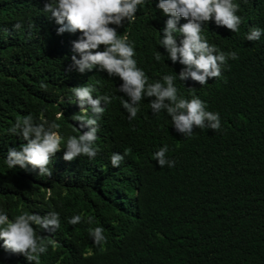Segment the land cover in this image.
<instances>
[{
  "label": "trees",
  "instance_id": "obj_1",
  "mask_svg": "<svg viewBox=\"0 0 264 264\" xmlns=\"http://www.w3.org/2000/svg\"><path fill=\"white\" fill-rule=\"evenodd\" d=\"M0 264H264V0H0Z\"/></svg>",
  "mask_w": 264,
  "mask_h": 264
},
{
  "label": "clouds",
  "instance_id": "obj_2",
  "mask_svg": "<svg viewBox=\"0 0 264 264\" xmlns=\"http://www.w3.org/2000/svg\"><path fill=\"white\" fill-rule=\"evenodd\" d=\"M84 5L88 6L87 3H83ZM45 18V17H44ZM46 19V18H45ZM52 27V31L54 32L55 36L59 38L60 43L65 47L69 48L72 46L74 39L79 40L83 38L87 33H89L90 30V24H86L81 18L78 17H67L62 16L59 10H55V16L52 20L46 19ZM56 138V134H51L47 138L46 144L42 148L43 156H45L46 153L49 152V147L54 145V140ZM67 143V142H65ZM40 145L38 144H26L25 145V155L22 153H18L19 159H22L21 165L25 166L26 168L32 167L36 161H39V159H33V156L31 155L33 150L38 149ZM67 151L69 152L70 149H72L74 152H81L77 147V144L73 143L70 146L66 147ZM91 152L95 149H88ZM31 152V153H30ZM24 161V163H23ZM120 162H114L111 164H108L109 166H118L119 167ZM45 222H47L50 219V223L53 222L54 217L52 215H46L44 218H42ZM35 229H37L40 234L42 235V238L44 240L45 245L47 246L46 236L44 235L40 225L38 222L34 223Z\"/></svg>",
  "mask_w": 264,
  "mask_h": 264
},
{
  "label": "bare ground",
  "instance_id": "obj_3",
  "mask_svg": "<svg viewBox=\"0 0 264 264\" xmlns=\"http://www.w3.org/2000/svg\"><path fill=\"white\" fill-rule=\"evenodd\" d=\"M261 4V3H260ZM258 17V16H257ZM259 18V17H258ZM72 76V75H71ZM70 77V76H69ZM72 80V79H71ZM157 108V107H156ZM186 127V126H185ZM93 137V136H92Z\"/></svg>",
  "mask_w": 264,
  "mask_h": 264
},
{
  "label": "rangeland",
  "instance_id": "obj_4",
  "mask_svg": "<svg viewBox=\"0 0 264 264\" xmlns=\"http://www.w3.org/2000/svg\"><path fill=\"white\" fill-rule=\"evenodd\" d=\"M84 109V108H83Z\"/></svg>",
  "mask_w": 264,
  "mask_h": 264
}]
</instances>
